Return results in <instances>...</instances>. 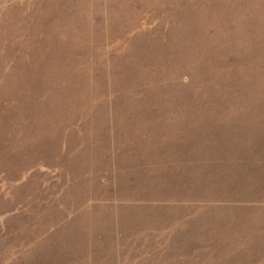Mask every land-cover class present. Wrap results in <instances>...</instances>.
Wrapping results in <instances>:
<instances>
[{"label": "rangeland", "instance_id": "rangeland-1", "mask_svg": "<svg viewBox=\"0 0 264 264\" xmlns=\"http://www.w3.org/2000/svg\"><path fill=\"white\" fill-rule=\"evenodd\" d=\"M0 264H264V0H0Z\"/></svg>", "mask_w": 264, "mask_h": 264}]
</instances>
